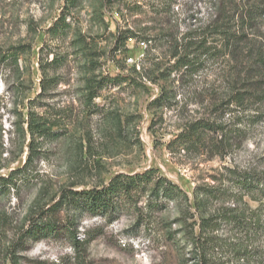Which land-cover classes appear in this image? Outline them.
Returning a JSON list of instances; mask_svg holds the SVG:
<instances>
[{
  "label": "trees",
  "instance_id": "trees-1",
  "mask_svg": "<svg viewBox=\"0 0 264 264\" xmlns=\"http://www.w3.org/2000/svg\"><path fill=\"white\" fill-rule=\"evenodd\" d=\"M148 1L147 7L155 17H160L163 25L137 31L117 28L112 34L114 42L108 54L98 52L96 45L85 36L76 37L74 42L80 45L87 59L81 78L83 87L79 90L82 114L113 117L112 112H107L106 104L96 105L95 100L123 86L152 83L159 85V95L148 105L154 118L161 109L171 110L178 106L177 91L189 87L209 63L223 62L222 67L215 68L218 71L213 73L207 86L211 94L206 100L194 102L200 107L208 100L206 108L200 116L185 118L179 124L178 133L166 144V149L184 151V154L207 152L211 159L226 158L243 141L241 126L248 119L249 124H255L252 119L258 117L256 107L264 99V0H211L209 19L186 31L164 20L170 11L166 6L170 7L171 0ZM152 2L156 5H151ZM79 3L80 0H64L59 16L45 32L49 40L60 41L69 34L71 9ZM130 39L145 45L146 66L142 65L139 70L133 67L128 73H123L126 68L120 66L122 73L103 74L99 60L114 59L126 53ZM161 41L164 50L156 53V42ZM30 51V44H18L0 54V67L12 78L5 82V92L13 99L16 117L13 125L23 143L27 137L29 140L23 165L11 170L6 177H0V192L16 189L28 181L33 152H38L37 147L43 141L59 138L61 129L54 131L53 128L61 125V118H69L68 108L67 112L59 108L54 115H46L35 112L31 106L34 101L51 95L49 90L61 79L51 76L47 70L63 61L52 50L47 51L44 58L41 48L38 60L40 92L35 100H27L24 105L32 89L27 59ZM49 55H52L51 61L47 58ZM217 89L222 90V96H217ZM20 104L25 113L17 110ZM116 121L120 125V117ZM154 125L152 120L151 128ZM63 127L67 131L66 124ZM221 171L211 177L210 182L195 185L191 199L155 169L118 173L106 184L88 189L62 188L49 206L34 208L35 212L29 214L28 228L21 231L12 248L47 237L64 238L77 252L80 262L84 261L80 251H86L91 241L77 235L76 222L83 216H100L112 223L126 211L135 215L138 226H149L156 213L163 216L172 212V220L168 216L161 219L165 225L162 229L176 249L184 245L188 248L189 256L183 258L184 264H264V173L236 166L223 167ZM249 201L255 202L256 208H251Z\"/></svg>",
  "mask_w": 264,
  "mask_h": 264
},
{
  "label": "rangeland",
  "instance_id": "rangeland-1",
  "mask_svg": "<svg viewBox=\"0 0 264 264\" xmlns=\"http://www.w3.org/2000/svg\"><path fill=\"white\" fill-rule=\"evenodd\" d=\"M210 1L171 0L170 7L166 6L170 11L164 20L179 27L180 31H186L209 19L212 13ZM148 3V0H80L71 9L69 34L60 41H52L45 32L59 16L64 0H0V54L14 45H31L27 59L32 89L24 105L27 100H35L40 92L38 60L42 48V57L52 50L63 60L47 67L51 76L57 75L61 79L49 90L51 95L34 101L31 106L35 112L46 115H54L59 108L70 111L66 113L69 118H61V125L53 128L54 131L61 129L59 138L43 141L37 147L38 152H33L27 171L28 181L16 189L0 192V264H184L183 258L189 256L188 248L184 245L176 249L165 238L162 229L165 225L161 219L168 216L172 220V212L163 216L156 213L149 226H138L135 215L126 211L112 223L100 216H83L76 222L77 235L91 241L86 251H80L84 256V261L80 262L77 252L64 238L47 237L13 248L12 244L21 231L28 228L29 214L35 212L34 208L49 206L62 188L88 189L106 184L118 173L155 169L191 199L195 185L210 182L223 167L236 166L264 173V99L256 107L259 112L258 117L252 119L255 124H249L248 119L241 126L243 141L226 158L211 159L207 152L184 154V151L169 152L166 149V144L178 133L179 124L185 118L200 116L206 108L208 100L200 107L194 102L206 100L211 94V91L207 92V86L213 73L218 71L215 68L222 67L223 62L209 63L189 87L177 91L178 106L171 110L161 109L154 118L148 105L159 95V85L152 83L123 86L104 93L103 99H96L94 103L106 104L107 112H112L113 117L82 114L79 90L83 87L81 78L87 59L81 53L80 45L75 43L76 37L85 36L96 45L98 52L108 54L114 42L112 34L117 28L137 31L163 25L160 17H155L147 7ZM163 44L156 42V53L164 50ZM126 48V53L118 54L114 59L99 60L103 74L122 73L120 66L126 68L123 73L133 67L139 70L142 65L146 66L144 44L130 39ZM47 58L51 61L52 55ZM11 80L0 67V177L21 167L28 154V137L23 143L13 125L16 121L13 99L5 92V82ZM216 94L222 96V90L217 89ZM20 106L22 104L17 110L25 113ZM119 117L120 125L116 121ZM152 120L155 125L151 128ZM22 144L23 151L20 152ZM249 205L251 208L257 206L253 201H249Z\"/></svg>",
  "mask_w": 264,
  "mask_h": 264
}]
</instances>
